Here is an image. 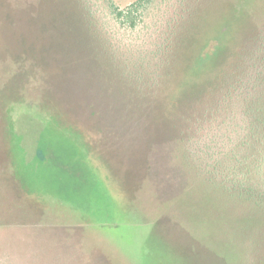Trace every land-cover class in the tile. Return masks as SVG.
<instances>
[{
  "label": "rangeland",
  "instance_id": "1",
  "mask_svg": "<svg viewBox=\"0 0 264 264\" xmlns=\"http://www.w3.org/2000/svg\"><path fill=\"white\" fill-rule=\"evenodd\" d=\"M137 1L89 0L100 37L80 0H0V264H264V118L237 93L211 120L221 80L195 68L231 19L259 53L264 0H151L122 27Z\"/></svg>",
  "mask_w": 264,
  "mask_h": 264
},
{
  "label": "trees",
  "instance_id": "2",
  "mask_svg": "<svg viewBox=\"0 0 264 264\" xmlns=\"http://www.w3.org/2000/svg\"><path fill=\"white\" fill-rule=\"evenodd\" d=\"M80 1L89 18V24L94 26L95 31L102 37L101 33L103 29L98 27L101 21L92 10L89 0ZM150 3L151 0H139L125 10L113 8L111 14L122 27L134 29L137 25V14L141 10L146 9ZM235 21L236 19H231V21H228L224 25L222 29L223 36L215 37L217 44L211 52L202 51L198 55L195 68L200 72L202 68L209 65V67H212V70L218 72L214 79L216 81L221 80L216 89H211L210 97H213L214 104L206 106V112L211 116V120L220 117L223 112L228 111L231 100L237 93H240L246 102L245 113L257 127L262 123L264 118V67L262 70H257L256 67L258 60L264 65V48L257 53L254 51L255 45L252 44L251 47L239 53L232 50L229 38L235 31V25H233ZM111 36V34L106 36L108 47L114 46L115 42L118 43ZM224 37L227 40L224 41ZM210 43L207 45V48ZM261 55L263 58H260ZM253 79L261 89V94L257 99L254 93V87L257 85L253 83Z\"/></svg>",
  "mask_w": 264,
  "mask_h": 264
}]
</instances>
